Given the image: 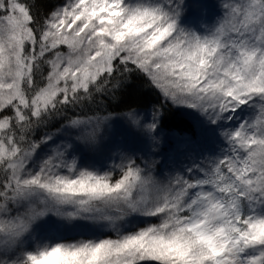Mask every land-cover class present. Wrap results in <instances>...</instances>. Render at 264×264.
<instances>
[{
	"label": "snow or ice",
	"instance_id": "snow-or-ice-1",
	"mask_svg": "<svg viewBox=\"0 0 264 264\" xmlns=\"http://www.w3.org/2000/svg\"><path fill=\"white\" fill-rule=\"evenodd\" d=\"M216 4L0 0V264H264V0Z\"/></svg>",
	"mask_w": 264,
	"mask_h": 264
},
{
	"label": "rangeland",
	"instance_id": "rangeland-1",
	"mask_svg": "<svg viewBox=\"0 0 264 264\" xmlns=\"http://www.w3.org/2000/svg\"><path fill=\"white\" fill-rule=\"evenodd\" d=\"M218 15L219 9L216 0H188L183 23L188 26L198 27L201 24L212 23ZM118 130L119 126H117L114 133ZM116 136L119 139L122 135L118 133Z\"/></svg>",
	"mask_w": 264,
	"mask_h": 264
},
{
	"label": "trees",
	"instance_id": "trees-1",
	"mask_svg": "<svg viewBox=\"0 0 264 264\" xmlns=\"http://www.w3.org/2000/svg\"><path fill=\"white\" fill-rule=\"evenodd\" d=\"M145 98L142 97L141 95V90L137 89L133 95L132 98L129 100V103H142L143 100ZM147 99H155L154 96H149L147 97ZM191 117L189 116L188 113L182 111V110H173L170 115H169V119L167 121V128L173 129V130H179V129H183L187 126V124L190 122ZM167 131V130H166ZM120 133L121 135L123 134V130L122 128L119 127V130L114 133V136L117 138V134ZM171 143H169L168 145L165 146V154L169 155L170 153L168 152V148H170ZM66 235H68L69 237L75 236L76 238H82L78 235L77 232H70L67 233ZM85 235H89L88 233H85Z\"/></svg>",
	"mask_w": 264,
	"mask_h": 264
}]
</instances>
